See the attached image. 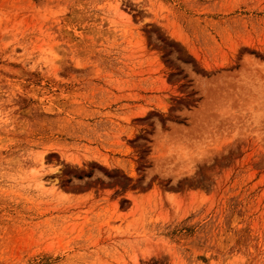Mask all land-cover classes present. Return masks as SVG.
Wrapping results in <instances>:
<instances>
[{
  "label": "rangeland",
  "instance_id": "374dc122",
  "mask_svg": "<svg viewBox=\"0 0 264 264\" xmlns=\"http://www.w3.org/2000/svg\"><path fill=\"white\" fill-rule=\"evenodd\" d=\"M0 264H264V0H0Z\"/></svg>",
  "mask_w": 264,
  "mask_h": 264
},
{
  "label": "bare ground",
  "instance_id": "6f19581e",
  "mask_svg": "<svg viewBox=\"0 0 264 264\" xmlns=\"http://www.w3.org/2000/svg\"><path fill=\"white\" fill-rule=\"evenodd\" d=\"M43 160H45V159H43ZM42 161V160H41ZM42 166V165H41ZM42 176H40V185H42L43 186V188L46 186L45 184V182H48L47 180L45 181L44 179H43V177L41 178Z\"/></svg>",
  "mask_w": 264,
  "mask_h": 264
}]
</instances>
